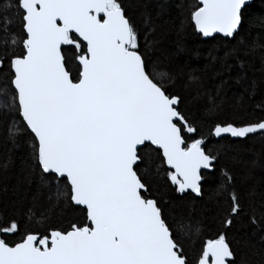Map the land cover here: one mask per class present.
I'll use <instances>...</instances> for the list:
<instances>
[{"label": "snow or ice", "instance_id": "obj_1", "mask_svg": "<svg viewBox=\"0 0 264 264\" xmlns=\"http://www.w3.org/2000/svg\"><path fill=\"white\" fill-rule=\"evenodd\" d=\"M247 5L191 0L180 7L188 27L215 46L236 39ZM138 6L140 0H0L7 140L27 145L28 182L55 188L56 205L76 213L66 227L49 224L43 232L0 221V264H236L227 230L241 203L226 169L217 186L230 197L221 230L192 258L182 239L191 222L168 221L148 177L201 197L228 139L264 136V119L203 128L181 108L174 77L145 59L129 14ZM207 143L219 144L215 154ZM28 219L40 222L32 209ZM194 230L199 235L200 225Z\"/></svg>", "mask_w": 264, "mask_h": 264}, {"label": "trees", "instance_id": "obj_2", "mask_svg": "<svg viewBox=\"0 0 264 264\" xmlns=\"http://www.w3.org/2000/svg\"><path fill=\"white\" fill-rule=\"evenodd\" d=\"M190 2L140 0V6L130 11L141 51L147 50L145 59L157 71L174 77L172 91L180 95L181 108L194 114L203 128L215 122L240 126L264 119V0H253L244 9V24L235 40L215 46L203 43L188 27L186 10L180 5ZM182 21L185 30L180 32ZM10 123V117L0 114V221L15 219L22 232L29 228L43 232L49 224L66 227L76 213L71 207L56 205L55 188L49 190L34 177L28 182L27 145L7 140ZM227 143L230 146L220 155L217 171L203 183L201 197L175 193L163 177L150 175L148 179L164 204L168 221L183 217L191 222L193 231L182 234V239L192 258L204 239L221 230L223 210L230 200L227 192L217 191L222 166L232 176L231 188L241 203L240 215L227 230L236 264H264V136L250 134L245 139L229 138ZM217 147V143H207L205 150L215 154ZM29 209L39 223L29 222ZM41 213L46 220L40 219ZM197 224L199 235L194 230Z\"/></svg>", "mask_w": 264, "mask_h": 264}, {"label": "water", "instance_id": "obj_3", "mask_svg": "<svg viewBox=\"0 0 264 264\" xmlns=\"http://www.w3.org/2000/svg\"><path fill=\"white\" fill-rule=\"evenodd\" d=\"M252 1L253 0H248V5L247 6L251 5Z\"/></svg>", "mask_w": 264, "mask_h": 264}]
</instances>
